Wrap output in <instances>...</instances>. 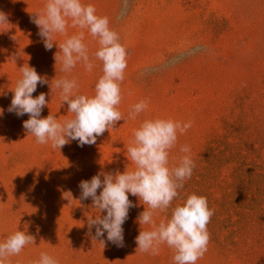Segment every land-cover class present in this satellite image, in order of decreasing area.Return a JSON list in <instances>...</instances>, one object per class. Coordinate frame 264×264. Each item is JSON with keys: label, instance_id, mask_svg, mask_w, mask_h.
I'll return each mask as SVG.
<instances>
[{"label": "rangeland", "instance_id": "374dc122", "mask_svg": "<svg viewBox=\"0 0 264 264\" xmlns=\"http://www.w3.org/2000/svg\"><path fill=\"white\" fill-rule=\"evenodd\" d=\"M98 16H107L127 50L119 110L125 121L105 131L94 145L76 141L53 149L38 144L23 128L28 115L7 111L19 68L28 64L48 80L33 96L46 94L52 114L71 118L62 106L56 79L75 78L78 94L94 95L102 62L93 58L91 72L78 63L70 73L55 61L58 48L45 50L31 22L46 0H0L9 29L0 26V243L15 231L34 237L11 264H32L42 252L58 264H174V252L162 245L158 255L137 250V218L145 210L138 197L123 225L124 247L89 233L88 219L103 216L91 199L81 201L79 183L100 172L123 173L127 146L144 119L171 118L191 122L178 133L170 150V166L179 163L187 145L195 168L172 207L187 196L207 198L214 215L207 224V252L196 264H264V0H82ZM80 29L69 26L68 36ZM90 58L97 38L85 29ZM56 42L65 37L56 36ZM148 100L135 120L127 119L132 105ZM135 166L129 164V170ZM103 179V177H101ZM98 190V193L99 194ZM171 208L154 217L170 218ZM142 230L147 225L141 226Z\"/></svg>", "mask_w": 264, "mask_h": 264}, {"label": "clouds", "instance_id": "9594fccd", "mask_svg": "<svg viewBox=\"0 0 264 264\" xmlns=\"http://www.w3.org/2000/svg\"><path fill=\"white\" fill-rule=\"evenodd\" d=\"M31 22L38 28L45 50L58 48L55 61L61 64V71L70 73L78 63L91 72L93 58L102 62V75L95 84L94 95L78 94L75 78L67 76L56 79L50 85L51 91L58 90L62 106L67 104V111L72 114L62 122L49 114L41 116L48 106L46 94L41 92L33 96L38 85L48 84V80L37 73L34 67L24 64L19 71L13 96L7 109L17 117L28 115L23 121V128L36 138L38 144L51 142L53 149L59 150L71 141L79 147L94 145L97 138L105 131L113 129L115 124L125 117L119 110L122 101L121 83L127 67V50L120 42L117 31L110 27L107 16H98L92 4L82 0H46L44 7L31 16ZM0 26L9 29L8 14L0 10ZM72 27L80 29L68 36ZM87 30L97 38L99 48L90 58L88 46L84 43ZM63 36L62 42H56V36ZM149 101L141 100L131 106L127 119L135 120L146 111ZM4 110L0 109V116ZM191 122L181 123L171 118L144 119L133 131V140L127 146V159L135 167L121 173L100 172L91 180L79 183L81 201L91 199L92 206L105 215L88 219L89 233L95 229L94 241L103 247L107 242L116 247H124L123 225L128 219L129 210L135 207L129 195L136 196L146 207L137 218L140 231L135 238L137 250L142 253L159 254L162 245L172 249L174 264H196L207 252L210 239L207 224L214 215L208 207L207 198L190 194L183 204L174 208L172 202L179 197L185 181L190 179L195 163L190 155L191 149L184 145L180 148L179 163L170 166V150L176 145L178 133L183 135L191 127ZM103 177V179L101 178ZM99 191V194L98 193ZM171 208L170 218L160 220L157 213H165ZM147 225V229L141 228ZM34 243V237L24 231H15L0 243V264H11L9 259L18 256L26 245ZM32 264H58V261L42 252L38 261Z\"/></svg>", "mask_w": 264, "mask_h": 264}]
</instances>
